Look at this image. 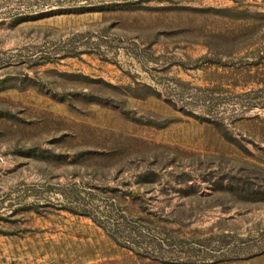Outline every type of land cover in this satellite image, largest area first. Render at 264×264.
I'll list each match as a JSON object with an SVG mask.
<instances>
[{
    "label": "rangeland",
    "instance_id": "rangeland-1",
    "mask_svg": "<svg viewBox=\"0 0 264 264\" xmlns=\"http://www.w3.org/2000/svg\"><path fill=\"white\" fill-rule=\"evenodd\" d=\"M0 264H264V0H0Z\"/></svg>",
    "mask_w": 264,
    "mask_h": 264
}]
</instances>
